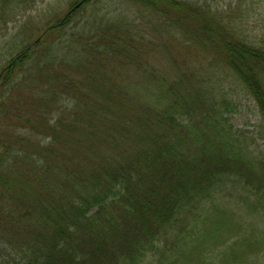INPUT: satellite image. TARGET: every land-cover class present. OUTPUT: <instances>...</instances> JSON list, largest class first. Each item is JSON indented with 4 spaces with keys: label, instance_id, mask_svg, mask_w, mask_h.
Here are the masks:
<instances>
[{
    "label": "trees",
    "instance_id": "16d2710c",
    "mask_svg": "<svg viewBox=\"0 0 264 264\" xmlns=\"http://www.w3.org/2000/svg\"><path fill=\"white\" fill-rule=\"evenodd\" d=\"M77 1L0 68V264H185L195 251L215 264L227 252L206 250L209 213L218 228L237 209L264 215V22L254 38L250 6L126 0L140 16L60 45L94 0ZM36 3L0 0V22ZM228 79L258 109L259 151L230 122L245 105ZM257 243L230 255L252 264Z\"/></svg>",
    "mask_w": 264,
    "mask_h": 264
},
{
    "label": "rangeland",
    "instance_id": "374dc122",
    "mask_svg": "<svg viewBox=\"0 0 264 264\" xmlns=\"http://www.w3.org/2000/svg\"><path fill=\"white\" fill-rule=\"evenodd\" d=\"M177 1H191L199 3L200 5L207 3L209 5H212L217 10H228V7L231 6L234 7L235 10H238V12H240V10L245 11L250 6L251 18H248L249 20L247 21H249V25L245 28L250 30L249 35H253L254 38H257V36L255 35L260 32V24L264 22V0ZM76 2L78 1L37 0L35 7L31 10L26 11L25 13H22V11L20 10V8H22L21 5L19 6L17 4H13L14 6H16L18 11L16 10L15 13L11 15L9 11H6L3 16L9 17L8 22L4 18V21L7 24H5L4 22H0V68L7 65L13 57H15L19 52L26 49V47L31 46L35 41H39V36L41 35L42 31L47 26L54 25L56 21L64 18L66 13ZM98 2L94 0L85 9L80 10L78 15L76 16V19L74 20V23L72 22L70 25L64 28L63 33L65 38L62 40V42L59 41L61 42L60 45H62L64 42H71L81 37L83 31H81L80 28L83 25L87 27L86 30H89L91 28L90 31L84 33V36L87 38L89 36L92 37L94 28H100V30L104 31L103 27L107 25V22L110 23L111 19H117L118 22H121L123 19L127 21L126 18H128L130 21L133 19V15L137 16L138 14L137 8L129 6L126 0H101L99 3ZM238 12H235L234 15H239ZM138 16L140 15L138 14ZM152 21H154L155 23L157 22V20L154 18L151 19V22ZM102 23H104V26H102ZM142 23L143 21L141 20V26ZM6 25L8 30L6 29ZM137 25H139V22H137ZM168 33L169 32L163 33L164 35L162 36V42L168 43V45H170L168 47H170L171 52L175 53L174 56H179L178 54L180 53L181 49L176 44L175 46L173 45L174 43L170 41L171 38L169 39ZM85 41L87 42L86 39ZM97 41L98 39L94 41L91 40V42L88 41L87 43H90L94 46ZM183 52L181 53V56H184L183 54L185 52ZM164 54V50L159 48V50H157V53L154 54L153 57L158 58L161 62H163L167 59L166 55ZM172 58L173 57H170V59ZM225 86L226 88H229L232 93H234L235 100L236 98H238V100H243V104L245 105L242 106L241 110H238L236 113L229 115V118L231 119L230 122L232 126H234V130L239 133L243 132L245 141L246 139L250 142L253 139L257 140L254 147L256 151H259L260 146L263 145V142L259 141L261 136L257 133L258 128L262 126L261 118L257 114L258 109L253 105L254 103L252 102V100L248 98V96H245V91L244 89H242L239 82H236L234 79H228ZM41 110L43 111V109H40L38 114L41 113ZM223 207L227 208V205L225 204L223 205ZM237 211L238 213L236 215L240 217L237 221H234L233 223L225 226L226 220L222 218L220 220L222 222V225L219 228L211 223L209 213L207 218L210 220L205 223L208 227V229L205 231H208L211 234H216H214L213 236L211 235L209 237V240L204 243V245H206L207 247L206 250H214L212 252V255L219 254L220 251L227 252L224 256L216 258V260H214L215 264H248L247 262L239 260L236 257H231L230 252L234 249H240L239 252H248V246L250 245L249 242L252 239L256 242H259V244L257 243V245H259L257 252L259 253H254L256 260L252 264H264V215L262 213L250 215L248 214V210H242L241 212H239V210L237 209ZM226 215L227 214L225 210V217ZM202 227L203 225H201V228ZM239 239L247 240V242L244 245L241 243L234 247H230L234 240L239 241ZM199 255L200 253L196 254L195 251L194 259H192L191 261L188 259L187 261V259L185 258L183 261H185V264H196L195 258Z\"/></svg>",
    "mask_w": 264,
    "mask_h": 264
}]
</instances>
